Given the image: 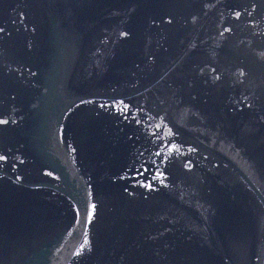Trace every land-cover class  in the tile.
Returning <instances> with one entry per match:
<instances>
[{"label": "water", "instance_id": "water-1", "mask_svg": "<svg viewBox=\"0 0 264 264\" xmlns=\"http://www.w3.org/2000/svg\"><path fill=\"white\" fill-rule=\"evenodd\" d=\"M0 28V264H264V0H0Z\"/></svg>", "mask_w": 264, "mask_h": 264}, {"label": "snow or ice", "instance_id": "snow-or-ice-1", "mask_svg": "<svg viewBox=\"0 0 264 264\" xmlns=\"http://www.w3.org/2000/svg\"><path fill=\"white\" fill-rule=\"evenodd\" d=\"M237 16H239V13H237ZM3 31H4V29H3V28H0V32H3ZM125 35H127V34H125ZM121 104H123V101H121ZM250 106H251V105H249V107H250ZM102 107H103V105H102ZM124 107L127 108L128 106L125 105ZM7 123H8L7 120H0V124H7ZM137 123H139V121H137ZM157 127H159V125H157ZM173 147H175V146H173ZM155 155L160 156L161 153H160V152H157V153H155ZM6 159H7L6 156H2V155H0V160H6ZM166 160H167V155L164 156L162 162H164V161H166ZM158 175H162V174L158 173ZM145 186L148 187L149 189H151V187H152L151 184H148V185H145ZM95 207H96L95 204L91 205V208H92L93 210H95Z\"/></svg>", "mask_w": 264, "mask_h": 264}]
</instances>
